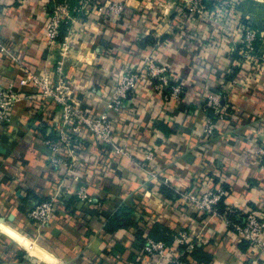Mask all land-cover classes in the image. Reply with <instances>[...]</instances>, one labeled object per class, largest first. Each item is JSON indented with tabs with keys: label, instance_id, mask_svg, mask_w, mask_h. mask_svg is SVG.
Masks as SVG:
<instances>
[{
	"label": "crops",
	"instance_id": "obj_1",
	"mask_svg": "<svg viewBox=\"0 0 264 264\" xmlns=\"http://www.w3.org/2000/svg\"><path fill=\"white\" fill-rule=\"evenodd\" d=\"M109 2L125 4L124 13L117 16L97 8L88 15L77 14L72 26L62 28L63 36L69 30L73 34L68 72L75 97L92 114H101L112 85L126 67L137 66L149 51L166 63L177 81L186 82L182 106L174 101L176 112L168 111L164 97L141 84L115 135L136 154L144 146L153 148L154 168L163 170L170 185L152 179L136 159L111 151L107 155L87 131L78 146L79 179H66V171L49 164L52 152L45 143L54 140L56 132L47 123L45 104L37 102V107L23 98L12 110L11 124L0 126V217H8V223L0 226V259L4 264H89L104 253L108 219L123 205L139 200L149 215L160 217L172 229L179 232L186 227L195 238H202L201 248L209 255L202 264H254L255 260L261 264L256 250L234 236L222 218L182 213L175 205L178 200L164 188L185 190L198 178H210L227 190L226 208H236L240 214L264 212V155L259 153L264 147V0H237L228 23L206 3L205 15L196 22L186 20L190 28L182 31L176 30L182 0H102L101 5ZM53 5L54 0H0V42L19 57L14 62L0 45V84L28 92L20 84L26 66L38 74L54 71L56 56L47 49L45 33ZM240 21L260 31L250 58L242 50ZM199 59L216 68L239 65L236 77L241 83L231 87L222 117L205 107L211 94L207 72L195 74L194 81L188 78ZM209 118L216 124L215 138L204 137ZM83 182L93 203L75 194ZM63 192L66 201L57 205L50 224L35 230V238L28 236L25 230L33 225L26 212L40 200ZM140 216L135 213L136 220ZM135 232L121 229L117 236L131 244ZM187 257L196 262L191 254ZM128 264L142 262L132 256Z\"/></svg>",
	"mask_w": 264,
	"mask_h": 264
},
{
	"label": "built area",
	"instance_id": "obj_2",
	"mask_svg": "<svg viewBox=\"0 0 264 264\" xmlns=\"http://www.w3.org/2000/svg\"><path fill=\"white\" fill-rule=\"evenodd\" d=\"M101 1L79 0L78 5H74L73 0H54L52 10L48 14L45 33L47 49L51 55L56 56L55 69L52 73L38 74L26 66V74L20 84L23 88H29L28 92H17L13 86L0 84V126L7 127L11 124L12 110L23 98L34 103H44L43 112H46L47 123L56 132V138L48 139L45 143L52 152L49 164L54 170L66 171V179L68 177L79 179L77 175L81 166L78 146L83 132L87 131L101 144L107 155L111 151L118 157L136 159L141 162L138 164L148 172L152 179L160 178L163 184L170 185V178L164 174L163 170L154 168L157 153L153 148L144 146V150L140 149L141 154H136L128 143H119L115 135L117 126L124 121L127 114L130 98L135 96L141 84L160 93L164 97L167 110L176 112L172 102L181 100L186 82L177 81L170 67L166 63L158 62L153 51L147 52L137 66H128L123 70L119 79L112 85L105 101L106 108L101 114H92L82 106L80 101L76 100L75 88L68 72L73 34L69 30L63 36L62 28L66 25L72 26L76 22L77 14L88 15L97 8H102L105 12L117 16H121L126 9L123 3L109 2L103 6ZM182 2L180 14L183 12L185 14L177 24L180 31L185 30L186 20L190 22L192 19L196 22L205 15L207 2L212 4L215 13L221 14V21L224 23L234 18L237 5V0H182ZM239 28L243 35V53L250 58L251 54L256 51L258 32L243 23L239 25ZM0 45L3 52L8 53L14 62L19 60V57L7 46L1 42ZM239 82V79L235 77L224 87V93H211L206 100L205 107L214 109L216 116L222 117L223 102L228 97L231 87L238 85ZM217 135L216 124L212 118H209L204 137L215 138ZM259 153L264 155V147L259 149ZM61 185L63 186L64 183ZM87 187V184L83 182L75 194L81 201L93 203L94 200ZM65 194L63 192L40 200L26 212V219L35 230L40 231L50 224L57 205L65 203ZM176 194L177 200L186 212H196L209 218H222L231 233L247 241L256 250L259 259L264 260V212L251 211L240 214L236 208L229 207L222 213L220 204L226 197L227 190L224 186L215 184L210 178H198L193 186L185 190H176ZM230 216H234L235 219ZM197 237L195 238L188 228L183 227L176 237V245L169 246L164 241L149 239L143 244L148 258H144L142 262L143 264H180L181 255L202 246V238ZM180 246L186 247V250L181 251ZM0 264H4L1 259ZM254 264H258V261L255 260Z\"/></svg>",
	"mask_w": 264,
	"mask_h": 264
},
{
	"label": "trees",
	"instance_id": "obj_3",
	"mask_svg": "<svg viewBox=\"0 0 264 264\" xmlns=\"http://www.w3.org/2000/svg\"><path fill=\"white\" fill-rule=\"evenodd\" d=\"M207 4H210L207 2ZM212 5V4H211ZM181 10V7L178 9ZM184 12L180 14L178 20L184 17ZM243 23V25H248L251 28H254L258 32L259 29L252 26L248 22H239L238 25ZM190 26L186 25L185 29H189ZM179 31L178 28H176ZM191 30V29H190ZM192 31V30H191ZM63 35V34H62ZM195 43L197 39H194ZM259 40V39H258ZM256 41V44L258 42ZM239 65L233 64L229 65L227 68L224 66H218V68L205 63L202 59L197 60V63L192 68L190 77L192 81L195 79V74L206 73L207 78L210 80L209 93H224V87L237 76L239 72ZM197 76V75H196ZM185 88L182 98L185 94ZM182 98L179 101V106H182ZM178 106V107H179ZM185 110V109H184ZM186 110L191 111L190 106H186ZM210 113V110H209ZM215 118V117H214ZM216 120V119H215ZM165 185V184H164ZM164 192L169 194V196L176 198V191L169 188H164ZM177 199V198H176ZM176 201V200H175ZM176 207L180 208L182 213L186 212L183 209V206L179 201L175 202ZM222 213L226 211V207L223 205V202L220 204ZM140 212L142 217L139 220H136L135 213ZM234 218V216H230ZM235 219V218H234ZM136 229L135 238L131 244L124 243L125 238L117 236V232L121 229ZM35 228L31 226L30 229L25 230V233L31 238H35L34 235ZM178 231L172 229L168 226L167 223L162 222V219L158 216H151L148 213V208L144 206L139 200L135 201L134 204L123 205L113 216L108 219L105 227V237L109 240H106V247L104 253L100 257H94L89 261V264H128L130 263V258L135 257L136 260H142L148 258V254L143 249V244L149 240L153 239L156 241H164L167 245L172 246L176 240ZM111 241V242H110ZM114 242V245L110 243ZM181 251L186 250V247L180 246ZM188 254L192 255L196 262H191L188 260ZM209 255L203 251L201 247H197L193 251H186L180 257V264H202V262H208ZM143 264V262H142Z\"/></svg>",
	"mask_w": 264,
	"mask_h": 264
},
{
	"label": "snow or ice",
	"instance_id": "obj_4",
	"mask_svg": "<svg viewBox=\"0 0 264 264\" xmlns=\"http://www.w3.org/2000/svg\"><path fill=\"white\" fill-rule=\"evenodd\" d=\"M224 6L226 7L227 5L225 4ZM177 47H179V45H177ZM137 163H141V162L137 160ZM7 223H8V217H0V226H3ZM12 223L15 224V221L13 220ZM261 264H264V260L261 261Z\"/></svg>",
	"mask_w": 264,
	"mask_h": 264
}]
</instances>
